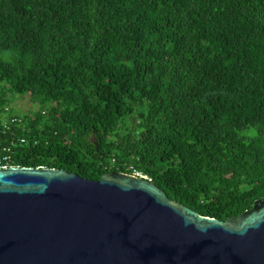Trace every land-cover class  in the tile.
I'll use <instances>...</instances> for the list:
<instances>
[{
	"label": "trees",
	"instance_id": "trees-1",
	"mask_svg": "<svg viewBox=\"0 0 264 264\" xmlns=\"http://www.w3.org/2000/svg\"><path fill=\"white\" fill-rule=\"evenodd\" d=\"M0 90L13 167L138 172L220 221L264 196V0H0Z\"/></svg>",
	"mask_w": 264,
	"mask_h": 264
},
{
	"label": "water",
	"instance_id": "water-1",
	"mask_svg": "<svg viewBox=\"0 0 264 264\" xmlns=\"http://www.w3.org/2000/svg\"><path fill=\"white\" fill-rule=\"evenodd\" d=\"M0 264H264V196L220 221L124 172L0 169Z\"/></svg>",
	"mask_w": 264,
	"mask_h": 264
},
{
	"label": "built area",
	"instance_id": "built-area-1",
	"mask_svg": "<svg viewBox=\"0 0 264 264\" xmlns=\"http://www.w3.org/2000/svg\"><path fill=\"white\" fill-rule=\"evenodd\" d=\"M7 109L8 108H6L5 110ZM20 123H21V120L19 118H14V117L7 118V119H4V121L0 123V129L1 131L7 133L10 130V125L15 126L17 124L19 125ZM16 142H18L19 144H22L24 143V140L19 138ZM14 145H15V142L12 140L8 144H3L0 142V169H6L8 167H13L10 165L11 164L10 160H11V155L13 153ZM112 162L114 161L112 160ZM131 175L146 179L145 176L141 175L138 172H133L131 173Z\"/></svg>",
	"mask_w": 264,
	"mask_h": 264
},
{
	"label": "rangeland",
	"instance_id": "rangeland-1",
	"mask_svg": "<svg viewBox=\"0 0 264 264\" xmlns=\"http://www.w3.org/2000/svg\"><path fill=\"white\" fill-rule=\"evenodd\" d=\"M2 92L0 90V96H2ZM6 102L4 104V108H9L12 112L19 116L23 117L24 115L32 116L36 111L39 110L38 106H35L30 100L29 97L24 96H11L7 91L5 92ZM1 118L4 116L1 115Z\"/></svg>",
	"mask_w": 264,
	"mask_h": 264
}]
</instances>
